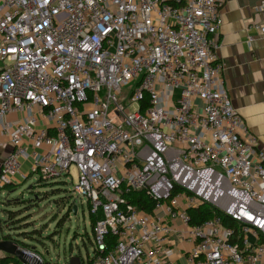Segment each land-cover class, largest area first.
Instances as JSON below:
<instances>
[{
	"label": "built area",
	"instance_id": "obj_1",
	"mask_svg": "<svg viewBox=\"0 0 264 264\" xmlns=\"http://www.w3.org/2000/svg\"><path fill=\"white\" fill-rule=\"evenodd\" d=\"M224 2L0 0V189L73 166L100 214L89 264H165L171 237L188 264H264V150L225 88ZM140 190L153 213L124 198ZM202 204L240 235L218 215L191 225Z\"/></svg>",
	"mask_w": 264,
	"mask_h": 264
},
{
	"label": "crops",
	"instance_id": "obj_2",
	"mask_svg": "<svg viewBox=\"0 0 264 264\" xmlns=\"http://www.w3.org/2000/svg\"><path fill=\"white\" fill-rule=\"evenodd\" d=\"M258 4L259 0H225L220 9L217 55L231 105L264 150V36L250 31L252 40L246 43L247 26L264 24ZM171 222L180 226L177 219ZM188 248L187 243L171 237L165 264H188Z\"/></svg>",
	"mask_w": 264,
	"mask_h": 264
},
{
	"label": "rangeland",
	"instance_id": "obj_3",
	"mask_svg": "<svg viewBox=\"0 0 264 264\" xmlns=\"http://www.w3.org/2000/svg\"><path fill=\"white\" fill-rule=\"evenodd\" d=\"M132 86L130 83L126 88ZM38 180V174L33 173L21 181L19 183L21 185L15 190L0 191V201L34 197L31 208L24 213H30L32 215L30 219L34 220L36 227L41 229L42 237L40 239L42 242L30 241L28 247L34 248L36 253L38 252L42 256L41 258L50 264H67L71 255H77L83 264H87V260L92 257L93 253V245L88 241V239H92V232L87 201L85 197L78 196L73 190V185L76 182L75 168L73 166L70 168L69 175L54 179H42L40 182ZM46 180L47 182H45ZM25 189H33L34 194H28ZM53 189H60V191H53ZM67 196L75 200L74 205L76 206L75 211L73 208L70 211L68 219L63 214ZM4 209L5 206L0 204V224L4 219ZM55 229L57 232H53ZM49 234L53 236L50 239L45 237Z\"/></svg>",
	"mask_w": 264,
	"mask_h": 264
},
{
	"label": "trees",
	"instance_id": "obj_4",
	"mask_svg": "<svg viewBox=\"0 0 264 264\" xmlns=\"http://www.w3.org/2000/svg\"><path fill=\"white\" fill-rule=\"evenodd\" d=\"M42 179L43 178L39 177L38 182L42 181ZM45 182H47V180ZM20 185L21 184L5 185L0 189V191L15 190ZM29 189H25L26 192L28 194L29 193L34 194L33 193L34 190L33 189L29 190ZM53 191H60V189H53ZM20 194L22 195V192ZM21 195L19 196L21 197ZM124 198L129 203L136 206V208L146 213H150V214L153 213L155 207V201L152 200L145 193L144 190L130 192L126 194ZM32 200H34V197L28 199L18 198L17 200H10V201L8 200L5 202L0 201V204H3L5 206V209L3 210L4 219L2 220V224H0V240L12 241L20 248L32 250L36 253L34 248L28 247V242L30 241L42 242L40 239L42 237L41 229L37 228L35 225V221L30 219L32 216L30 213H24L26 210L28 211L31 208V205L33 204ZM74 203L75 200L72 199L70 196H67V201H65V208H64L65 211L63 213L67 216L66 219L69 218V214L74 206ZM63 204H64V198H63ZM187 213L189 215L191 225L199 224L204 220L210 219L215 215H218L224 225L233 229L234 236L240 235L239 225L236 222L231 220L226 215L218 212L217 210L214 211V209L207 204H202L195 208H189ZM99 217L100 214H98L97 216H93L89 214V223L91 227L94 224L95 220ZM55 227L57 228L56 224ZM53 232H57L56 229L53 230ZM45 237H49L48 239H50L53 236L49 234V235H45ZM107 240L110 243L114 242L113 236L112 237L108 236ZM236 240L237 239L234 238V241ZM88 241L92 244V241L90 239H88ZM38 255L42 257L40 254ZM0 261L1 264H9V263L20 264L19 260H17L14 257L7 256L4 253L0 256ZM79 262L80 264H83L80 258H79ZM89 262L90 259L87 260V264H89ZM43 264H50V263L46 262L43 259Z\"/></svg>",
	"mask_w": 264,
	"mask_h": 264
},
{
	"label": "water",
	"instance_id": "obj_5",
	"mask_svg": "<svg viewBox=\"0 0 264 264\" xmlns=\"http://www.w3.org/2000/svg\"><path fill=\"white\" fill-rule=\"evenodd\" d=\"M76 210V206H73V211ZM0 252L7 256L14 257L22 264H31V260L34 258L28 257L22 249H20L14 242L7 240H0ZM67 264H80L79 257L77 255H71L68 258Z\"/></svg>",
	"mask_w": 264,
	"mask_h": 264
}]
</instances>
